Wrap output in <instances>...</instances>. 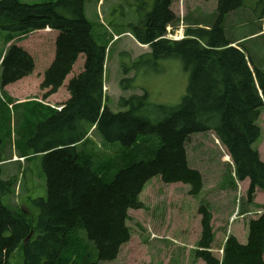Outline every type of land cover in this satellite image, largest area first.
Listing matches in <instances>:
<instances>
[{"label": "trees", "instance_id": "obj_1", "mask_svg": "<svg viewBox=\"0 0 264 264\" xmlns=\"http://www.w3.org/2000/svg\"><path fill=\"white\" fill-rule=\"evenodd\" d=\"M85 1L29 4L0 0V30L17 36L46 29L59 33L54 60L40 87L48 91L45 99L58 92L79 57H85L83 71L67 85L69 99L62 110L26 125L23 146L38 145L32 155L25 149L21 158L28 162L42 157L47 187V198L33 201L39 211L35 218L2 202L19 181L18 176L2 177V167L11 159H3L0 137V264H10L22 243L24 264H91L77 248L81 231L94 244L98 262L115 261L131 238L128 211L142 207L139 196L150 180L161 177L166 184H184L194 197L202 192L203 176L190 167L186 149L194 134L213 132L217 136L232 160L235 179L249 180V203L258 191H264V161L255 146L263 135L264 66L248 55L246 38L231 40L223 27L228 14L246 7L250 0H218L214 23L189 26L181 41L163 38L167 27L175 30L179 25L171 10L174 0H152L154 6L145 21L132 26L135 40L150 52L131 67L123 62L124 72L136 70L146 58L155 62L178 59L189 73L187 92L175 106L152 104L147 92L121 98L120 112H113L107 104V46L99 45L92 36ZM259 4L264 19V0ZM34 69L33 57L11 45L1 58L0 94L32 75ZM13 101L0 97V107ZM90 132L104 144L117 143L125 150L114 175L96 167L94 154L85 149ZM199 213L202 230L197 258L205 264H264V214L250 221L246 244L229 236L219 259L210 251L215 239L213 214L206 206Z\"/></svg>", "mask_w": 264, "mask_h": 264}, {"label": "rangeland", "instance_id": "obj_2", "mask_svg": "<svg viewBox=\"0 0 264 264\" xmlns=\"http://www.w3.org/2000/svg\"><path fill=\"white\" fill-rule=\"evenodd\" d=\"M21 1L36 4L55 0ZM259 1L250 0L246 7L228 14L223 27L231 40L246 38L243 42L248 55L255 64L262 67L264 33L254 35L264 25V20L261 19L263 6ZM217 5L218 0H174L171 10L179 19L178 28L175 29L178 30L176 37H182L185 30L193 24H213ZM153 6L152 0L85 1V14L92 27V36L99 45L107 46L104 94L113 112L122 111L119 105L121 98L127 99L147 92L152 104L175 106L187 92L189 73L178 59L155 62L146 58L136 70L130 68L128 72H124L123 62L131 67L133 62L150 52L149 47L137 44L132 26L144 22ZM16 37V33L0 30V59L7 49V43ZM54 41V33L49 31L39 30L32 34L23 44L35 55V73L26 81L0 94L2 98L10 97L14 100L12 108L8 103L0 107L2 156L3 159H11L4 163L2 177L8 179L18 176L19 181L13 194L5 197L2 202L33 218L39 214L33 201L39 197L47 198V187L42 157L32 158L28 162L21 158L25 149L32 155L34 146L38 145L35 142L33 146H23L26 125L29 121L32 124L44 121L53 111L62 110L63 104L69 99L67 85L83 71L85 62L84 55H81L64 86L45 99L48 91L40 87L44 72L54 57ZM125 79L133 81L122 83ZM28 102L31 103L26 106ZM41 106L48 109L42 110ZM260 124L263 135L255 146L263 153L261 159L264 161V112ZM87 138L90 143L85 149L94 154L96 167L103 169L105 174L114 175L125 150L117 143L104 144L93 132ZM186 149L190 167L203 176L204 188L200 195H189V187L184 184H166L161 177L153 178L139 196L142 207L128 211L127 226L131 238L122 247L115 261L98 262L97 250L88 241L86 232L78 234L77 248L81 254L85 253L91 264H205L195 255L202 230V217L199 213L202 206H206L213 214L212 225L216 232L210 251L215 257L222 258L221 250L229 236H234L238 241L248 237L249 223L256 219L253 213L264 210V191L259 195L256 193L252 203L248 202V182L235 179L232 160L213 132L190 136ZM107 164H110L109 167ZM236 213L237 219L231 222ZM235 227L239 229L236 231ZM23 246L24 243L14 252L10 264H24Z\"/></svg>", "mask_w": 264, "mask_h": 264}, {"label": "crops", "instance_id": "obj_3", "mask_svg": "<svg viewBox=\"0 0 264 264\" xmlns=\"http://www.w3.org/2000/svg\"><path fill=\"white\" fill-rule=\"evenodd\" d=\"M264 20V19H263ZM260 23H263V21L262 22H260ZM264 24V23H263ZM264 26V25H263ZM44 32H46V31H49V32H51V33H54V46H53V48H54V57H55V42H56V39H57V37H58V32H56V31H52V30H50V29H46V30H43ZM36 32H39V31H35V32H32V33H30V34H28V35H26V36H17L16 38H14V39H12L11 40V42H9L8 44H7V49H8V46H10V44H16V45H18V46H21V47H23L33 58H34V61H35V69H36V66H37V62H36V58H35V55H34V53H32V51H30V50H28L26 47H25V45L23 44V43H25L28 39H29V37L32 35V34H34V33H36ZM263 33V27H262V30L261 31H259L258 33H256V34H254V35H257V34H262ZM253 35V36H254ZM241 39H238V40H235L236 42L237 41H240ZM15 41V42H14ZM14 42V43H13ZM7 49H5L4 51H3V53H2V55H1V58L4 56V53L7 51ZM54 57H53V59H52V61H51V63L53 62V60H54ZM0 61H1V59H0ZM51 63L48 65V67L51 65ZM35 71V70H34ZM33 73H35V72H33ZM33 76V74L32 75H30L29 77H26V78H24V79H22V80H20V81H18L17 83H15V84H12V85H9V86H7L5 89H4V91L5 92H7V89H11V87H14L15 85H18L19 83H22V82H24V81H26V79H28V78H30V77H32ZM260 152V151H259ZM260 155H261V158L263 159V153H261L260 152ZM245 182V181H244ZM246 182H248V185H249V180H247ZM259 193H261V191H258L257 192V195H259ZM256 195V196H257ZM254 203H255V201H254ZM256 207V206H255ZM247 227H248V225H247ZM235 228H237L236 229V231L239 229V227H235ZM214 232H216L215 231V229H214ZM217 235V234H216ZM247 240H248V237H246V238H244V239H242V240H239L240 241V243H242V244H246L247 243Z\"/></svg>", "mask_w": 264, "mask_h": 264}, {"label": "built area", "instance_id": "obj_4", "mask_svg": "<svg viewBox=\"0 0 264 264\" xmlns=\"http://www.w3.org/2000/svg\"><path fill=\"white\" fill-rule=\"evenodd\" d=\"M167 37L174 40L182 39L184 36L177 38L175 34H172V29L170 27L167 28Z\"/></svg>", "mask_w": 264, "mask_h": 264}, {"label": "bare ground", "instance_id": "obj_5", "mask_svg": "<svg viewBox=\"0 0 264 264\" xmlns=\"http://www.w3.org/2000/svg\"><path fill=\"white\" fill-rule=\"evenodd\" d=\"M50 112V111H49ZM53 116V115H52ZM38 123V122H37Z\"/></svg>", "mask_w": 264, "mask_h": 264}]
</instances>
